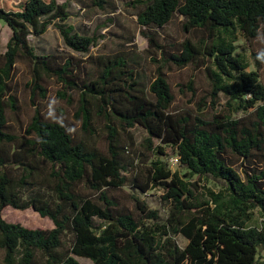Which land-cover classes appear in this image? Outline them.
Returning <instances> with one entry per match:
<instances>
[{
  "label": "trees",
  "instance_id": "16d2710c",
  "mask_svg": "<svg viewBox=\"0 0 264 264\" xmlns=\"http://www.w3.org/2000/svg\"><path fill=\"white\" fill-rule=\"evenodd\" d=\"M0 0V21L12 30L2 53L0 41V249L5 264H264V84L237 52L240 37L257 39L264 27V0H136L138 23L148 39L155 78L146 81L125 52L90 55L102 36L82 35L68 24L70 4L23 0L13 9ZM106 9L105 0H93ZM176 16L198 41L161 43L157 31ZM57 28L74 55L38 54L31 37ZM254 59L258 67H262ZM86 57V58H82ZM31 67L35 114L24 135L10 132L8 112L20 109L14 76L17 64ZM205 68L211 81L196 111L173 110L175 94L166 70ZM63 86L60 98L79 101L81 135L48 121V80ZM195 91L194 80L189 82ZM227 107L218 112L220 97ZM214 109L215 112H209ZM244 113L237 118L234 114ZM148 133L145 148L134 150L129 129ZM105 134V149L98 140ZM161 143L154 146L152 139ZM129 140V145L126 141ZM175 150L185 173L170 168ZM213 178L217 193L192 179ZM133 184L147 193L164 191L170 207L160 212L132 195L133 207L112 192ZM33 209L52 228L8 222L3 211ZM260 225H254L256 215ZM100 221L101 223H98ZM187 243L181 247L177 237Z\"/></svg>",
  "mask_w": 264,
  "mask_h": 264
},
{
  "label": "rangeland",
  "instance_id": "374dc122",
  "mask_svg": "<svg viewBox=\"0 0 264 264\" xmlns=\"http://www.w3.org/2000/svg\"><path fill=\"white\" fill-rule=\"evenodd\" d=\"M22 1L23 0H10L9 3L6 4V8L13 9ZM58 1L60 3L67 2L70 4L69 11L71 12V18L68 24L74 26L77 32L87 36H93L94 34L102 36L99 40V45L91 49L90 55H114L125 52L129 57L134 58L135 62L133 66L139 70L146 81L152 82L154 80L156 67L149 57L153 50L149 47L148 39L142 35L143 28H141L138 23L140 6L132 3L136 0H105L106 4L103 5L106 9H101L100 6L95 5L93 0ZM183 23V17L176 16L164 28L154 31L158 32L161 43H182L186 39L198 41L203 38L204 34L202 31L186 33L183 29ZM260 35L264 37V27ZM11 36L12 30L10 27L0 21L2 53H5ZM30 42L38 54H61L81 57L65 46L60 31L53 26L50 27L43 36L31 37ZM237 46V52L242 54L250 64L249 71L257 72L260 76L261 83L264 84V65L258 67L253 56L259 49L264 48V44L259 43L257 39L248 41L240 37ZM166 74L176 97L173 106L174 111L180 112L186 109L196 111L198 103L204 98L210 103L212 86L205 68L196 69L195 66H188L183 69H178L173 66L172 69L166 70ZM191 80H194V92H191L189 89V82ZM31 81L32 74L30 65L26 62L18 63L14 76V89L17 92L20 109L15 113L11 111L8 112L10 132L17 135H24L26 133L35 114L36 106H34L31 101ZM46 86L49 89L48 99L46 101H39L46 120L55 121L47 115L49 108H51L59 123L65 124L75 136H80L82 121L76 117L79 104L78 94L74 93V103L70 105L66 100L60 98L59 92L62 91L63 86L58 83V81L49 79L46 82ZM227 102L228 99L221 96L220 103L216 107V110L220 112L225 109V107H227ZM209 112L214 113L215 110L210 109ZM243 115L244 113H238L234 114V117L239 118ZM129 131L135 142L134 150L146 152L152 159H157L158 157L163 159V157L149 153L146 150L145 142L150 136L143 127L137 125L129 129ZM105 137L106 135L102 134L101 138L98 140L99 145L103 149H105ZM152 141L155 147L161 144L158 139L154 138ZM126 143L129 145V140H127ZM167 153L170 156V168L174 172L176 171L184 174L185 170L181 167L175 150L168 147ZM192 181L197 182L199 185L206 186L217 193L224 189L222 182L210 177L199 178L195 176ZM112 193L118 197L122 203L132 207L134 205L132 195L138 196L150 209L160 212L162 222H165L169 215L170 207L165 204V201L162 199L164 191L161 188H152L147 193H141L138 189L133 188L132 183H128V185ZM3 217L8 222L20 223L33 229H47L53 227V223L48 218L41 217L33 209L23 211L9 207L3 211ZM98 223L101 222L98 221ZM254 225H260L259 214L256 215ZM177 242L181 247H184L187 243L181 236L177 237ZM4 257L5 252L0 249V264H5ZM259 258L264 260V250L260 252ZM77 259L81 264H93L91 260L86 258L77 257Z\"/></svg>",
  "mask_w": 264,
  "mask_h": 264
},
{
  "label": "clouds",
  "instance_id": "9594fccd",
  "mask_svg": "<svg viewBox=\"0 0 264 264\" xmlns=\"http://www.w3.org/2000/svg\"><path fill=\"white\" fill-rule=\"evenodd\" d=\"M257 40L259 43L264 44V37H262L259 32L257 35ZM256 60L259 61L261 64H264V48H261L258 50L257 55H256ZM47 115L49 118H52L53 120H55L56 122H59L58 119L56 118L54 111L49 108Z\"/></svg>",
  "mask_w": 264,
  "mask_h": 264
}]
</instances>
